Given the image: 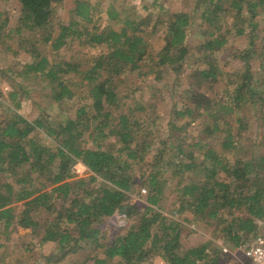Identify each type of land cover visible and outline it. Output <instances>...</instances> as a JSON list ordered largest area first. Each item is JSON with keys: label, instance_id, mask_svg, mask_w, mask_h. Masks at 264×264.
<instances>
[{"label": "trees", "instance_id": "1", "mask_svg": "<svg viewBox=\"0 0 264 264\" xmlns=\"http://www.w3.org/2000/svg\"><path fill=\"white\" fill-rule=\"evenodd\" d=\"M7 1L0 0V39L11 41L0 68V83H7L0 85V264L10 253L16 256L7 264H59L81 249L84 257L70 264H141L156 256L165 264H226L218 248L183 244L184 224H202L232 248L260 235L264 71L251 61L264 62V0H196L192 12L159 4L154 22L111 1L104 26L96 21L101 9L88 0H17L10 26L1 8ZM65 3L68 16L54 20ZM196 29L200 39L187 42ZM156 34L158 49L149 43ZM239 35L247 36L235 54L239 75L226 82L231 88L215 91L226 81L218 62ZM86 47L100 50L80 70L75 64ZM169 69L175 73L168 79ZM128 73L149 79L150 97L172 92L166 124L154 102L131 97L142 88L120 89ZM34 93L51 104L35 101L40 113L30 121L19 109ZM247 107L256 110L250 119L242 115ZM160 126L165 136L154 132ZM196 132L207 143L192 140ZM79 162L83 175L74 168ZM137 187L145 189L140 216L137 204L126 203ZM169 193L173 204L164 214ZM115 214L123 224L111 232L105 222ZM17 227L33 236L21 250L10 244ZM46 243L54 249L32 258Z\"/></svg>", "mask_w": 264, "mask_h": 264}, {"label": "rangeland", "instance_id": "2", "mask_svg": "<svg viewBox=\"0 0 264 264\" xmlns=\"http://www.w3.org/2000/svg\"><path fill=\"white\" fill-rule=\"evenodd\" d=\"M111 1H114L115 8L121 11L122 13L123 12L130 13L131 11L134 10L133 13H135L136 15H139L144 18L148 17L151 20L153 19L152 22H154V20L158 18L157 14L162 12L159 9V6H160L159 4H161L163 8L168 11L169 10L171 11L184 10V11L192 12L193 8L196 7L194 5V2L196 0H160L161 3L159 2L158 4L157 3L154 4L152 0H88L91 6L96 5L97 7L101 9V13H100L101 15L98 18H96V21L99 26H104L105 24L109 22L104 11L106 7L111 3ZM144 6H147V9H145ZM1 8L4 11H6V13L9 15L10 26L14 25L19 16V3L17 2V0H9ZM68 10H69V5H67V3L58 6L56 10V14L53 16V19L57 20L59 18H66L68 16L67 15ZM129 10L131 11L127 12ZM196 22H198V20H196ZM198 39H200V32L198 29H196L194 33H191V37L187 42L193 43V41L198 40ZM10 42L11 41H9L8 39H4V38L0 39V68L5 66V64L8 61L6 54L3 50L6 47V45L9 44ZM246 42H247V36L239 35V36H233L232 41L227 45L226 51H224L223 56H221L222 61L218 62L219 66H221L224 71V80L226 81L216 83L215 91L219 90V85H220V89L223 88V86H227V85H229V87L231 88L230 83H226V82H230L231 77H233L234 79V76L239 75L238 68L241 65V60L235 54L238 50L244 47ZM149 43L154 49H158L160 45L162 44V40L159 34L152 36ZM73 47L75 50L78 49L77 44H74ZM99 50H100L99 48H90V47H86L80 50L79 51L80 61H78V63L75 64L76 67L79 68L80 70L85 69L88 66L91 58L97 55V53H99ZM262 64H264V62L261 63V59L258 57H255L251 61V66L253 70L257 71L261 69V72L263 73L264 66ZM171 73L174 74L175 72L169 69V71L166 73V76L168 77V79ZM185 74L183 75V77L185 76ZM127 76H128L127 80L124 81L120 89L125 90L128 87H132L133 89L135 86L142 88V90L144 91L142 95H140L138 92H136L137 90H135V94H133V96L131 97L139 100L140 102H145V101L154 102L156 106V112L163 115V118L161 117L159 118V122L160 123L163 122L164 124H166L167 115L170 113V110H171V107L174 101L172 92L165 91L162 93H157V90H154L153 93L155 96L150 97L149 92H145L146 90H144V87L146 86V82H149V79H145V80L139 79L134 73L132 74L128 73ZM190 78L187 77L183 80L187 82V80H190ZM258 78H259V75H258ZM6 80L10 81L9 77ZM6 84L7 83L5 81H2L0 83L2 87H5ZM35 101L38 102L41 106H46V107L50 106L51 104V100L49 98L48 99L42 98L40 97L39 93H34L32 94V96H29L27 98L23 97L22 107L19 109V111L22 115H24L30 121L33 120L40 113L37 105L35 104ZM253 109L251 107H247L242 112V115L245 116V118H249V119L252 118L253 114H256L255 113L256 110L255 109L253 110ZM4 114L5 112L3 111V107H1L0 108V119L4 116ZM234 117H235L234 115H230L229 116L230 121L234 122L233 120ZM138 122L143 125L147 123L144 117L139 118ZM165 128L166 126L164 127L160 126V128H156V129L154 128L153 130L157 135L165 136V132H166ZM41 137H44V135L41 134ZM191 137H192V140H200L202 143H207L205 141V138L202 137L200 134H198V132H196ZM74 168L79 175H83L87 171L86 167L83 166L80 162L77 163ZM143 190L145 189H142V187L135 188L134 191L128 193L129 198L126 202L128 204L134 203L138 205L137 207L138 216H140V212H143V207L145 205V200L142 195L144 194L145 191ZM169 190L170 189L168 188L167 191L169 192ZM170 200H171V194L169 193L167 201L163 202L162 208H161L164 214H167L169 210H171L170 205H172L173 203ZM183 217H184V214L181 216H178L177 218L180 221H182ZM122 224H123V219L121 218L119 214H115L111 217H108L107 221L105 222V225L110 228L111 232H114V230L119 229L122 226ZM184 225L185 226L182 229L181 239L183 241V244L185 245L189 246V245H193L199 242V243H205L209 247V249L210 248L220 249L221 243L226 245L223 239L220 237V235L212 234L210 232V229H207L202 224H197L195 221H189V222H186ZM260 229L264 230V226L263 225L262 227L260 226ZM31 240H33V236L30 234L29 229L17 227L15 232L12 235L10 244L11 246H14L15 249L21 250L20 244L29 242ZM54 246H55L54 243H46L43 245L37 244L32 253V258L34 259L41 258L40 257L41 254L49 253L50 251L54 249ZM9 252H11V248ZM85 254H86V250L81 249L79 251H76L74 254L68 255L63 261H60L59 264H70L74 261H78L82 257H84ZM14 255L16 256V253L15 254L10 253L8 254V256H6L5 258L6 264L9 260H13L12 257ZM141 264H165V263L163 262V260H161V258L156 256L150 260L143 261Z\"/></svg>", "mask_w": 264, "mask_h": 264}, {"label": "built area", "instance_id": "3", "mask_svg": "<svg viewBox=\"0 0 264 264\" xmlns=\"http://www.w3.org/2000/svg\"><path fill=\"white\" fill-rule=\"evenodd\" d=\"M220 250L228 256L226 264H264V230L253 241L242 242L237 248L221 243Z\"/></svg>", "mask_w": 264, "mask_h": 264}]
</instances>
